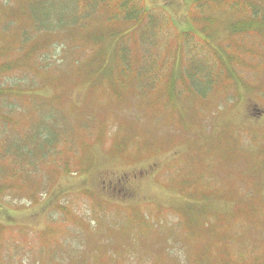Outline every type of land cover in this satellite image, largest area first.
Masks as SVG:
<instances>
[{"label":"rangeland","instance_id":"obj_1","mask_svg":"<svg viewBox=\"0 0 264 264\" xmlns=\"http://www.w3.org/2000/svg\"><path fill=\"white\" fill-rule=\"evenodd\" d=\"M231 2L245 4L247 0ZM139 5L146 20L158 22L159 31L149 38L162 49L167 41L172 48L178 44L175 70L166 83L161 72L166 71L169 77L173 66L166 70V66L147 64L140 68L139 78L134 74L135 82L139 79L145 91L148 77L156 90L165 93L166 98L149 107L141 101L136 83L127 85L123 100L112 95L107 82L115 86L117 93L128 82V74L114 66L99 74L98 68L94 69L90 76L92 82L102 78L107 82L97 86L82 83L78 71H86L90 66H62L66 55L68 60L78 52L73 45L77 42L75 37L58 32L56 26L51 27L50 33L37 36L38 21L32 27L21 0H0V88L7 92L0 99V114L5 118L0 121V145L7 146L14 141L15 134L21 133L14 143L23 147L32 144L37 150L42 129L48 142L54 143L61 137L72 144L60 158L77 172L57 179L52 188L53 194L65 190L58 196L56 207L68 200L67 217L52 203L48 206L47 197L39 196L35 208L25 207V199L17 193L0 195V264H196V260L197 264H260L264 260V238L258 240L263 233L261 227L246 222L226 226L214 221L203 223L198 216L229 220L234 215L230 198L240 194L233 190L238 177H248L241 180L263 184L264 188L263 156L258 158L248 139L243 140L249 130L255 136L258 134L254 131L264 132V37L256 31L241 37L227 31L225 27L235 24L241 15L230 14V9L219 13L224 7L205 23L191 20L189 9L195 7L189 0H140ZM255 5L264 15V3L256 0ZM208 12L213 11L207 8L204 14ZM259 20L253 28L264 33ZM206 25H210L214 39L210 35V41L203 43V36L196 29ZM111 41L104 39L100 48L111 47ZM116 42L115 47L124 45L129 61L137 58L139 65L142 63L141 55L147 53L148 47H141L136 36ZM26 43L25 48L38 46L39 57L56 66L55 75L45 71L40 77L39 66H17L21 54L14 49ZM95 49L88 44L87 53L77 60L86 63ZM181 56L191 66H181ZM67 74L70 75L66 79ZM53 81H61L58 88L51 86ZM153 91L159 94L152 90L145 98L155 96ZM57 121L64 125L60 124L61 132L57 130ZM102 124L107 125L110 135L105 138L106 134L100 132L98 136L103 139L99 143L93 134ZM112 136L118 137L110 147ZM205 153L202 161L200 157ZM211 153L218 155V159H207ZM32 154L34 157L35 151ZM180 168L183 174L173 173ZM105 172L112 175V182L101 179ZM122 174L129 176L125 181L130 183L118 184ZM132 175H136V181ZM182 180H196L194 183L203 185L200 203L195 193L182 192ZM110 194L114 195L112 200L107 198ZM90 198L112 202L107 222H97L101 212ZM136 206L146 218L134 219V225L127 224V208ZM180 208L190 215V223H185ZM53 211L61 213L65 223L50 221L55 217ZM91 220L95 223L90 224ZM141 222L143 225L137 224ZM4 227L5 233L1 232ZM228 227L232 229V239ZM244 241L258 254L242 258L239 251Z\"/></svg>","mask_w":264,"mask_h":264},{"label":"trees","instance_id":"obj_2","mask_svg":"<svg viewBox=\"0 0 264 264\" xmlns=\"http://www.w3.org/2000/svg\"><path fill=\"white\" fill-rule=\"evenodd\" d=\"M140 0H21V3L25 5V12L28 14V18L32 22V27L34 25V21H38V29L36 30V35L39 36L41 33H50L49 31L51 27L56 26L59 29L58 32H65L69 36L75 37L76 43L73 45L78 47V52L70 55V58L67 60V55L63 61L62 66L65 64H70L72 67L79 68L80 66H90L86 71H78L80 74H77L78 79H82L81 81L84 84L97 86L102 81H106L105 79H101L98 82L90 81V76L93 73L94 69L98 70L96 73L102 72V70L108 66H114L116 70H120L121 72L128 74V82L126 85H123V88L120 93H117L115 86L108 84V88L112 95L118 99L123 100L125 95L123 92L125 91L128 84L136 83L135 89L140 91L141 101L149 107L152 103H155L156 100H160L165 97V93L159 90H156L153 87L152 80L146 77L144 82V86L148 89L145 91L142 88V84L139 79L135 82L136 74L139 78V75L142 72L140 68L142 66H147V64H153V66L163 67L166 66V70L173 66L172 73L169 77L165 72H161V70L157 71L161 72V76L163 77L165 83L169 78L172 77V74L175 70V58L178 52V44L176 48H172L169 46L170 42H166L159 48L154 41H152L150 36H154L155 31H159L157 28L158 22L148 19L146 20V13L143 8L139 5ZM193 3L195 8L189 9L191 11L190 18L193 22L200 20H205L209 22L214 19V14L218 13L219 10L224 7V10L219 11V13L230 9V14L241 15V19H239L235 24L230 25L229 27H225L227 31L231 34L237 35V37H241L247 34L261 35L264 37L263 32H257L253 28L254 22L258 19L264 25V15L260 14L258 8L255 5L256 0H247L245 4L240 3H232L231 0L223 1V0H189ZM264 3V0H258ZM228 5V6H227ZM209 8L213 12H208L207 15L204 14L205 9ZM6 24V23H5ZM233 28V32L231 31ZM186 30V29H185ZM56 31H54L50 36H52ZM196 33L202 34L203 38L200 39L201 42L210 41V35L214 34L210 30V25H206L204 29H196ZM137 37L138 42L141 47H148L147 53L141 55L142 63L139 65L137 62V58L133 60V62L129 61L128 53L124 45L120 43L119 47H115L116 41H124L127 37L133 38ZM104 39H109L112 42V46L107 48H100ZM162 39V38H161ZM213 39L212 42H213ZM30 41V40H29ZM82 45H78V44ZM88 44L96 47V49L92 52V54L87 58L86 63H82V61L77 60V58L82 57L88 50ZM27 43L24 46L15 47V51L20 53L21 58L20 62L17 66H28L32 68V66H39L38 75L42 77L43 72L52 71L55 75L56 66H52V63L47 59L40 58L38 54V46L35 45L30 48H25ZM169 46V47H168ZM154 51H162L160 55H156ZM228 52V51H227ZM232 59H235L233 54H230ZM153 61H155L153 63ZM181 66H191L190 63H187L183 57L181 56L180 60ZM11 66V65H4ZM132 66H140L134 69ZM33 69V68H32ZM33 72V71H32ZM36 73V72H35ZM37 74V73H36ZM67 74L65 78L67 79ZM42 84H45L41 79ZM61 81L57 83H52V87L58 88ZM31 87V86H29ZM0 88V99H4V95L7 92H4ZM152 90L159 91V94L152 96L150 99H146L145 97L152 93ZM10 93L12 91H9ZM4 93V94H3ZM12 98V96H9ZM167 100V99H166ZM168 101V100H167ZM31 102V100H30ZM30 104V103H29ZM58 108V107H57ZM59 109V108H58ZM30 110V109H29ZM61 111V109H59ZM62 113V111H61ZM63 115V113H62ZM34 116V115H33ZM5 118L0 114V121H3ZM33 122V121H32ZM30 121V123H32ZM166 124H170L165 119ZM59 121L56 122V127L58 132L62 131L63 126H60ZM106 124H102L99 127L98 131L93 134L95 140L99 143H102V136L99 137L100 132H104L105 138H107L110 134L106 131ZM29 132V129L24 131V133ZM122 132V131H121ZM250 130L245 133V138L248 139L249 145L254 149L258 158L263 156L264 161V132L259 133L258 131H254L258 135L249 134ZM133 132L130 136L134 135ZM21 136L20 134H15L14 141ZM116 137L112 136L111 145L112 147L116 143ZM39 145L38 149L32 145L22 146L14 141L6 144L4 146L0 145V163L4 165H0V195H5L6 193H10L11 195L18 194V197L25 199L24 206L30 207L35 206L37 208L38 198L40 196L41 199L48 198L49 201L47 204L52 203L53 206L60 212H63L65 216H69L68 212L69 201L64 200L60 204V208H57L58 204L57 199L58 196L65 193V190H61L57 193H52V188L56 184L57 179H62L63 176L70 174H76L77 172L74 170L73 166L69 165L67 161H62L60 156L61 154H67L69 150L72 148V144L70 145L67 141H63L61 137H58L54 143L47 141V136L44 130H39ZM16 142V141H15ZM41 143V144H40ZM73 143V142H72ZM237 140L234 141V145H236ZM9 147V150L6 152V149ZM53 150L55 153L53 155H48L47 152ZM35 151V156L33 157V152ZM207 154L200 157L203 161L206 158ZM207 159L214 161L218 159V155L215 153H211L208 155ZM261 159V158H260ZM211 161V162H212ZM82 164V162H81ZM81 164L79 166V170L82 169ZM167 170V169H166ZM201 169H198L199 172ZM184 173L182 168L179 171H173L174 174ZM198 172L195 174L198 175ZM134 180H137L136 175H132ZM129 177L126 174H122L120 179H117L118 184H128L130 182H126L125 178ZM248 178V177H247ZM238 177V181L235 182V187L233 190L239 191L240 194H236L230 198V206L232 210H234V215L227 221L221 222L217 217H213L212 219H203L205 214L198 215L200 217L199 222L208 223L215 222L216 224L222 223V226H226L228 224L239 225L243 222H246L249 226H257V228H262L263 233L258 238V240H262L264 238V188L263 184H251L246 183ZM101 179H107V182H112V175L108 172H105L101 175ZM198 179V178H197ZM196 179V180H197ZM195 180V181H196ZM194 181V182H195ZM134 182V181H132ZM187 182L182 180L179 183V188L182 189V192H193L197 195L198 203L202 200V194L204 192L203 185L201 183ZM240 182V183H239ZM19 183V186L15 188L14 184ZM103 189V188H102ZM86 192L90 193V190ZM15 193V194H14ZM111 195V196H110ZM107 196L109 199H113V194ZM10 200V199H9ZM90 200L94 203L95 209L101 212L96 220L97 222H107L109 220L108 212L110 210V206H112L111 201H101L97 198H90ZM130 200V199H129ZM12 201V200H10ZM45 203V201H43ZM42 202V205L44 204ZM197 203V204H198ZM48 204V206H49ZM113 205L123 207L119 202H113ZM213 207L217 208L213 205ZM136 207L127 208L126 214V223L134 225V219H138L139 214L134 212ZM46 211L42 210V213H46ZM53 214L52 219L50 221L57 223H65L63 219L65 217L61 215V213L57 211ZM180 212L183 214L182 217L186 224L190 223L189 220L190 215L185 211ZM218 214V213H217ZM118 216H122V213L117 214ZM125 221V220H124ZM123 221V222H124ZM95 223L94 220L89 221L91 224ZM93 223V224H94ZM141 224V223H138ZM56 226V225H55ZM259 226V227H258ZM230 234L229 239L231 238L232 229L230 227L226 228ZM7 231L6 227L3 228L4 232ZM5 233V232H4ZM1 235V233H0ZM245 237V232H244ZM249 240L250 238H246ZM264 246V242L262 244ZM258 246H254V248ZM19 248V247H18ZM239 254L243 257H248L250 255L258 254V250H250L248 248V244L246 241L241 245V249ZM263 261V262H262ZM264 260L261 259L260 264H263ZM159 264V262L157 263Z\"/></svg>","mask_w":264,"mask_h":264}]
</instances>
